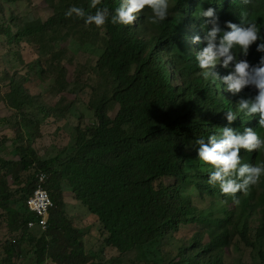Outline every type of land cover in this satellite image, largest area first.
Listing matches in <instances>:
<instances>
[{"label": "trees", "instance_id": "obj_1", "mask_svg": "<svg viewBox=\"0 0 264 264\" xmlns=\"http://www.w3.org/2000/svg\"><path fill=\"white\" fill-rule=\"evenodd\" d=\"M61 1L63 4L50 17L17 27L13 34L14 27L6 23L8 14L2 12V6L3 2L12 4L14 1L1 0L0 35H6L8 44L14 41L20 44L33 36L52 34L65 27L102 28L105 47L95 67L111 79L114 87L110 100L118 106V111L114 118H110L105 101L95 105L94 123L78 129L75 149L66 158L39 159L30 142L21 141V130L17 128L21 141L16 148L19 162H8L0 157V208L8 217L9 231L22 235L18 240L5 243V257L0 264H14L16 256L24 260L30 253L34 254V264H103L86 251L83 232L74 226L65 212L63 184L97 219L104 245L113 247L118 253L167 239L191 222L180 189L187 180L183 167L186 157L198 158L194 141L199 137L207 139L211 134L219 136L222 132L217 131L221 123L219 119L210 113L198 115L194 110L195 89L191 84L182 92L178 91L157 45L161 40L183 38L184 23L180 14L185 11L188 0L176 1L175 12L160 23L162 35H154V40H146L135 24L125 26L109 22L97 27L86 24L75 14L71 17L65 15L72 7L94 14L96 9L91 7V0ZM121 2L102 0L98 7L106 6L114 11ZM46 3L51 5L50 0ZM218 17L222 27L225 21L237 24L253 21L264 33V0H251L247 5L242 0H230ZM179 47L190 52L185 43H180ZM235 51L239 54L238 49ZM261 55L264 53H258L253 45L247 60L255 65ZM193 58L197 62L196 53ZM219 68L221 75L228 73V70ZM196 76L202 83L203 73ZM9 89L8 99L13 110L22 112L24 108L37 107L31 94L14 77L10 78ZM213 91L211 87L209 93ZM240 95L249 98L255 92L246 88ZM189 142L191 146L186 155L184 151ZM30 170H33L32 176L24 186L25 209L19 210L10 205L15 192L7 177L12 176L16 184H22L20 174ZM213 171L212 167L206 172L207 179ZM41 173L48 176L45 188L54 207L50 210L46 230L29 243V232L39 228H28L34 215L27 209L26 201L37 187V175ZM162 178L173 182L156 186ZM205 189L214 190L209 183ZM256 235L257 238L264 236V224ZM240 238L247 245L253 244L247 224L243 225ZM258 257L264 264V251H258ZM210 264L219 262L216 260Z\"/></svg>", "mask_w": 264, "mask_h": 264}, {"label": "rangeland", "instance_id": "obj_2", "mask_svg": "<svg viewBox=\"0 0 264 264\" xmlns=\"http://www.w3.org/2000/svg\"><path fill=\"white\" fill-rule=\"evenodd\" d=\"M9 1L14 3L3 2L2 12L8 14L6 23L14 27L13 34L17 27L22 28L26 23L44 21L63 4L61 0H50L53 7L46 0ZM176 1L169 0V15L175 12ZM229 2L188 0L185 11L180 14L184 23L183 38L161 40L157 45L162 50L178 91L182 92L190 84L194 87L192 101L198 115L210 113L219 119L221 123L217 131L227 126L243 132L246 127H251L264 138V128L259 126L258 117H250L237 110L236 102L243 95L233 96L225 91V85L219 79L203 78L201 83L196 76L203 70L193 56L202 50L203 43L193 44L192 38L199 35L203 41L206 30L200 13L202 9L212 7L219 16ZM11 9L12 14L9 12ZM135 25L140 33L145 34L146 40L162 35L160 23L152 22L150 9L146 8L139 14ZM181 31L179 27L178 32ZM6 40V35H0V157L17 164L16 148L22 140H28L39 159L66 158L75 149L78 129L94 123L95 105L105 101L108 116L114 118L118 111V106L110 100L114 86L111 79L95 67L105 47L102 28L65 27L52 34L33 36L20 44L15 41L8 44ZM183 42L189 45L190 52L179 47ZM214 71L220 77L224 76L219 65ZM11 77L31 94L37 107L24 108L22 112L10 107ZM211 87L214 90L212 94L209 93ZM228 110L238 116L231 125L224 116ZM18 127L21 141L17 136ZM190 146L191 143H187L186 155ZM241 156L245 163L264 165V149L241 152ZM184 165L187 180L180 189V195L186 202L191 222L181 226L167 239L124 253L104 245L97 219L77 202L70 189L63 184L65 212L74 226L83 232L86 251L94 260L103 264H210L216 260L219 264H262L258 251H264V236L257 238L256 232L264 224V176L247 193H237L233 198L222 193L218 184L212 185L213 191H206L209 179L205 174L212 168L211 165L190 157H186ZM32 173L33 170L20 174L22 184H16L12 176L7 177L15 192L10 205L19 210L25 209L24 186L29 183ZM172 182V179L162 178L156 186H167ZM244 224L248 225L252 245H247L240 238ZM43 232L42 229L31 230L27 242L32 243ZM21 235V232L9 231L8 217L0 208V261L5 257V243L18 240ZM33 261L34 254L30 253L24 260L16 256L14 264H34Z\"/></svg>", "mask_w": 264, "mask_h": 264}, {"label": "clouds", "instance_id": "obj_3", "mask_svg": "<svg viewBox=\"0 0 264 264\" xmlns=\"http://www.w3.org/2000/svg\"><path fill=\"white\" fill-rule=\"evenodd\" d=\"M242 2L247 5L251 0ZM101 4L102 0H91V7L96 9L94 14L72 7L65 15L71 17L75 14L86 24H95L97 27L109 22L133 26L146 8L152 12L153 23L164 22L168 19L170 7L169 0H122L114 11L106 6L98 7ZM200 17L204 18L202 26L206 29L203 41L197 35L192 38V43L203 42L206 45L196 52V60L203 70L204 78L219 79L225 85V91L233 96L241 94L246 88L253 89L254 96H241L236 102L237 110L244 115L258 117L259 126L264 128V55L255 65L247 60L253 45H256L258 53H264V33L253 21L240 24L225 21L222 27L212 7L202 9ZM235 49L239 50V54ZM218 65L228 70V73L220 77L214 71ZM224 116L229 125L238 118L232 110L224 112ZM194 144L197 146L198 159L214 168L208 183L213 186L218 184L225 195L235 198L237 193H247L264 176V165L245 163L241 156L242 150L256 152L264 149V138L251 127L240 132L226 126L219 136L211 134L207 139L199 137Z\"/></svg>", "mask_w": 264, "mask_h": 264}, {"label": "built area", "instance_id": "obj_4", "mask_svg": "<svg viewBox=\"0 0 264 264\" xmlns=\"http://www.w3.org/2000/svg\"><path fill=\"white\" fill-rule=\"evenodd\" d=\"M37 178V187L26 201L27 209L34 215V219L28 222V228H39L45 231L50 218V210L54 207V202L45 188L48 176L41 173L37 175Z\"/></svg>", "mask_w": 264, "mask_h": 264}]
</instances>
